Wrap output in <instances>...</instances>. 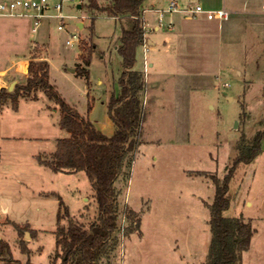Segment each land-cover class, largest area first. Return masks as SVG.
<instances>
[{
  "label": "rangeland",
  "instance_id": "374dc122",
  "mask_svg": "<svg viewBox=\"0 0 264 264\" xmlns=\"http://www.w3.org/2000/svg\"><path fill=\"white\" fill-rule=\"evenodd\" d=\"M169 3L143 0L146 29L157 46L150 51L137 48L135 69L145 79L159 81L160 87L147 84V97L142 94L141 145L128 155L117 181L119 227L99 264H208L213 239L209 206L216 194L211 175L223 178L238 156L237 148L251 145L264 131V15L230 18L220 29L210 30L219 21L204 22L201 16L188 21L183 12H168ZM48 4L37 27L32 19L22 18L23 47L0 22V71L6 88L27 81L31 61L27 68L18 62L37 54L38 61L50 63L51 83L62 97L111 136L114 126L107 105L119 92L122 58L117 46L127 23L101 14L91 29L86 0ZM173 22L195 27L193 35L164 47L160 39L177 33L169 30ZM91 43L95 52L87 80L69 69L84 66L80 55ZM149 63L154 67H146ZM23 69L27 76L20 74ZM49 105L42 93L37 102H23L19 117L4 109L0 118V241L11 251L0 253V264H62L55 256L59 202L46 200L39 191L59 194L71 217L86 228L98 217L95 191L84 172H54L35 160L36 155L53 153L57 140L69 136L60 127V111ZM4 130L17 138L2 139ZM251 169L237 167L225 217H240L242 208L254 211L255 201L253 207L244 206V191L251 185L255 194L262 178L258 173L251 181ZM8 219L21 226L30 223L35 232L24 228L20 235Z\"/></svg>",
  "mask_w": 264,
  "mask_h": 264
},
{
  "label": "trees",
  "instance_id": "16d2710c",
  "mask_svg": "<svg viewBox=\"0 0 264 264\" xmlns=\"http://www.w3.org/2000/svg\"><path fill=\"white\" fill-rule=\"evenodd\" d=\"M86 0L93 29L98 16H108L127 25L122 26L117 51L122 58V72L119 78V92L112 95L107 108L114 126L111 136L96 128L94 123L70 105L50 80V63L38 61L33 55L27 81L17 84L14 91L0 89V108L10 103L18 111L20 100L38 101L43 93L52 103L48 108L59 110L60 127L69 136L57 140L56 150L50 155H38L40 164L54 172H84L95 191L98 217L89 228L72 218L62 197L57 193H46L59 202L55 256L62 264H99L107 247L118 230V193L119 180L128 155L141 145L142 125L145 120L142 93L145 89L144 73L135 69L137 48L146 39V23L143 18V0ZM95 45L90 44L87 53H81L84 66L75 70L77 76L89 80L92 55ZM264 131L257 133L249 146H239L238 156L228 168L225 176L211 175L216 186L215 199L211 208L210 227L213 234L208 264H242V255L250 247L254 233L252 223L244 217L229 218L224 212L230 208L228 198L230 181L240 164H249L263 150ZM131 213L134 214L133 211ZM67 219V224L62 221ZM22 234L24 226L13 223ZM141 227V219L138 228ZM134 232V231H133ZM132 233V232H131ZM141 235V231H140ZM24 245V244H23ZM6 250L11 254L9 244L0 241V253ZM26 250L24 245L23 251ZM25 253V252H24ZM31 264V263H27Z\"/></svg>",
  "mask_w": 264,
  "mask_h": 264
},
{
  "label": "crops",
  "instance_id": "0c3cea01",
  "mask_svg": "<svg viewBox=\"0 0 264 264\" xmlns=\"http://www.w3.org/2000/svg\"><path fill=\"white\" fill-rule=\"evenodd\" d=\"M176 1L179 3L180 7H182V8H185V7H188L190 5H194V4H200L208 11H216V10H219L221 8H226L227 10H229L231 12V19L236 20V21L237 20L239 21V19L247 17V16H256V15L262 16V15H264V13L262 12V5L264 3V0H176ZM80 8H81V5H80ZM199 16H201V20L204 22L206 21V22L210 23V22H214V21H219L218 25H214L211 27L208 26L207 28H209L210 30L220 29L221 28L220 26L222 25V23L226 22V21H220L218 19L208 20L204 14H201ZM161 17H162V15H161ZM197 17L196 18H190L187 16L186 19L188 21H193L195 19L197 20ZM14 18H16V20L9 22L8 24H5V22L8 19L7 20L6 19L5 20L0 19V22H2L4 25L7 26V27L5 26V28L8 30V32H10L9 36L10 37L12 36V39H16V40L20 41V43H18L19 44L18 46L23 47L25 44V39H26L25 38L26 27H25V23H24L25 21L22 19L24 17H14ZM143 18H144V16H143ZM28 19H31V18H28ZM144 20H145V18H144ZM145 23H146V21H145ZM78 25L81 26L82 23L80 22V23H78ZM169 28H170L169 30L176 31L177 33L175 35L168 36V37L166 36V37L160 39V42L162 43V45L164 47L169 46V43H171V45L173 46L175 41H182V40L192 36L193 35L192 33L195 29V27H193L191 25L177 24L174 22H173V24H171V26ZM155 30H159V27L156 26ZM209 35L211 37L213 36V34H209ZM26 41H28V39ZM30 43L34 45V44L41 43V42H38L36 40H31ZM144 43L145 44L141 45V47H143L145 49V51L153 50L157 46L156 41L150 37V35L147 32V29H146V39H145ZM41 44H43V43H41ZM1 48L2 47H0V49ZM7 49H9V48H7ZM13 50H15V49L13 48L10 51H13ZM158 58L159 57H156V59L159 62ZM30 61L31 60L24 58L23 60H20L18 63L19 64L24 63L23 67L27 68V65L29 64ZM154 65H155L154 63H149L146 67H152L153 68ZM146 69H145V71H147ZM23 70H24V71H22L23 73L20 72V74H22V76H27L26 71H25L26 69H23ZM69 71L72 72V69H69ZM2 73L3 72L0 71V89L6 88V82H5L6 78L2 77V75H4ZM145 82H146V85H145V89L143 91L144 94L142 93L144 95V98L147 97L146 95L148 94V91L150 89V88H147V84H150L151 88L158 89L160 87L159 81H156L153 78L151 79L147 75H146ZM24 101H23V99L20 100L18 111H14L12 109L10 103L6 104L3 108H0V118H2V116H3V110L4 109L11 111L10 115L12 114V116L19 117L22 113V105H23ZM31 102H37V101H31ZM147 104H146V106H147ZM143 109L145 111L144 106H143ZM1 138L6 140V139L17 138V137H16V135L6 133V130H4V131H2ZM56 147H57V142H56ZM37 157H38V155L35 156V160L37 161V164L39 166L46 167V166H44L38 162ZM246 165L252 166V169L250 170V173H249V175H251V181L255 180L257 178V176L259 175L258 173H260L261 178H262V182H261V188H258L256 190L255 194H253L251 192L252 191L251 185L246 186L245 191H244V199H243L244 206H246V204L248 203L249 207H253V201H255L256 207L254 208V211L250 210L249 212H246L242 208V210L240 212V217H244L246 220L251 221L252 227L254 229V233H253V236L251 239L250 247L242 255V264H264V145H263V150H262L261 154L259 156H257L253 162L246 164ZM46 168H48V167H46ZM245 174H246V172H245ZM46 193H52V191H50V192L39 191L38 195L41 197H44L46 200H48V199L50 200L51 198L52 199L54 198V197H47ZM5 213L8 214L9 210L5 209ZM8 222L9 223H16V222H11L9 219H8ZM27 224H29L30 229L33 230L30 223H27ZM259 225H262L261 228L259 227ZM110 262H111V260H110ZM110 264H112V263H110Z\"/></svg>",
  "mask_w": 264,
  "mask_h": 264
},
{
  "label": "built area",
  "instance_id": "2783aa9c",
  "mask_svg": "<svg viewBox=\"0 0 264 264\" xmlns=\"http://www.w3.org/2000/svg\"><path fill=\"white\" fill-rule=\"evenodd\" d=\"M49 7L48 0H0V19H9L14 17L31 18L34 21L35 27L39 25L40 20L45 16V10ZM59 11L62 10V4L57 5ZM168 12H183L190 18L204 14L208 20L218 19L220 21H228L231 18V12L226 8H221L216 11H208L200 4L190 5L182 8L176 0H171L168 7ZM264 13V3L262 5ZM59 18L64 20L60 13ZM64 25H60L59 29H63ZM35 31V28L33 29ZM74 37H76L74 35ZM68 44L71 42L68 40Z\"/></svg>",
  "mask_w": 264,
  "mask_h": 264
},
{
  "label": "water",
  "instance_id": "95a60500",
  "mask_svg": "<svg viewBox=\"0 0 264 264\" xmlns=\"http://www.w3.org/2000/svg\"><path fill=\"white\" fill-rule=\"evenodd\" d=\"M79 8H80V5H79ZM72 72H75V69H72ZM15 83H12L11 85H10V87L8 88V90L10 91V92H12V90L14 89V87H15Z\"/></svg>",
  "mask_w": 264,
  "mask_h": 264
}]
</instances>
